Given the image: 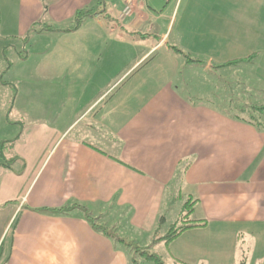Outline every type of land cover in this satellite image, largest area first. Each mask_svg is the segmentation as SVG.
I'll use <instances>...</instances> for the list:
<instances>
[{"label":"crops","instance_id":"1","mask_svg":"<svg viewBox=\"0 0 264 264\" xmlns=\"http://www.w3.org/2000/svg\"><path fill=\"white\" fill-rule=\"evenodd\" d=\"M4 1L0 264H264V0Z\"/></svg>","mask_w":264,"mask_h":264},{"label":"rangeland","instance_id":"2","mask_svg":"<svg viewBox=\"0 0 264 264\" xmlns=\"http://www.w3.org/2000/svg\"><path fill=\"white\" fill-rule=\"evenodd\" d=\"M175 1V0H174ZM172 2V1H171ZM171 2L169 1L168 3V0H150L149 1V5L151 7V9L153 11H155V15L157 14H163L164 16H167V14H170L171 10H172V7H174V3L171 4ZM106 3H107V14L105 15V18H106V22L110 24H114L115 23V18H114V14H115V10L119 7L121 8V6L124 4V0H102V3L101 4H96V8L98 6H100L101 10L104 9V7L106 6ZM4 5L7 9V2H5L4 0H0V30L2 29V20H1V15L3 13V10H4ZM96 10H100V9H96ZM46 20H48V18H45ZM77 21V19H76ZM164 20H161L160 24L163 23ZM40 24V23H38ZM116 25H117V22H116ZM33 34V35H32ZM31 35L27 34L25 36V41L28 43L30 41V39L32 38L31 40V45H36L38 43V40L41 39V41H49V38L46 37L47 39L45 40L44 37H40L38 38V36L36 34H34L32 32ZM30 37V38H29ZM17 35H10L9 37L4 35V34H0V47L1 49L3 48V50H7L9 51L10 49V45L11 44H14L15 42L17 43ZM54 41V39H53ZM18 43H24V41H19ZM13 51V50H12ZM15 51V50H14ZM21 52H26V50L24 49V47H19L18 48V55L19 53ZM2 56V57H1ZM3 58V61H5V63L7 62V59L5 57V55H0V60H2ZM18 61V60H17ZM2 68V67H1ZM15 68V66H14ZM16 69V68H15ZM15 69H13L12 73L14 74V71ZM4 76V79L2 78ZM10 78V73L6 72V73H0V118L1 116H8L9 115V109L10 107H12L11 103H10V100L12 101V99L9 100V97L7 95V91L9 90V88L11 89V87H6L5 85L2 87L3 83L7 80H9ZM33 80V79H32ZM33 86H37V84L35 83ZM16 87L13 88V91L16 92ZM18 106V104L16 103V107ZM17 117H25L26 116L19 112L18 110H14L13 114H11V118H17ZM14 120V119H13ZM263 124V123H261ZM12 129L10 128L9 125H6V124H1L0 125V144L2 142V138H8L6 137L7 134L11 133ZM5 136V137H4ZM9 154H7L8 156ZM182 199L180 198H176V200L174 201V203H176V206L173 207L172 210H170V213H174V214H177L179 213L182 208L180 209L181 205H183V202L181 201ZM180 217V213L179 215H177V218ZM181 218V217H180ZM191 219H193V216L191 215L190 216ZM180 222V221H179ZM170 229L168 228L166 231H165V234L167 232H169ZM145 237H141L140 240H139V246H145L147 247L146 249H141L140 252H137V249L136 251H134V254L132 251H129V255L132 256L131 258L135 261L136 259V264H158L155 260H151V259H146L144 256H146L145 254L141 253L142 251H149V253H155L157 254L158 256H160V259L165 263V264H171L172 262L169 261L170 259H167L166 255H165V248L164 246H157L155 243L154 245H152L153 243L151 242H148V240L144 239ZM136 248H139L136 246ZM133 255H134V258H133ZM131 259V260H132ZM132 260V262H133Z\"/></svg>","mask_w":264,"mask_h":264},{"label":"trees","instance_id":"3","mask_svg":"<svg viewBox=\"0 0 264 264\" xmlns=\"http://www.w3.org/2000/svg\"><path fill=\"white\" fill-rule=\"evenodd\" d=\"M101 12H97L95 14H100ZM91 14L90 11H78L77 16H78V20H81L84 16H87ZM193 200H189L188 202H186V212H184L182 214V217L180 219V223L179 225H174L170 231L166 234V236L163 237V239H165L166 241H170L173 238L177 237L183 230L191 227V225H189L190 223L193 222L192 219H190V215L192 213L193 210ZM90 218V216H89ZM92 220V218H90ZM105 233L109 234L110 236L113 235V233L111 231H108L107 229H104ZM122 241H124L123 239H121ZM129 244V243H128ZM141 253L145 254L146 257L155 260L158 264H165L159 256L155 255V254H150L148 251H142ZM136 264V261H134Z\"/></svg>","mask_w":264,"mask_h":264},{"label":"built area","instance_id":"4","mask_svg":"<svg viewBox=\"0 0 264 264\" xmlns=\"http://www.w3.org/2000/svg\"><path fill=\"white\" fill-rule=\"evenodd\" d=\"M180 1V0H178ZM134 12V3L132 1H129L123 8L120 19H124L127 16H130Z\"/></svg>","mask_w":264,"mask_h":264}]
</instances>
